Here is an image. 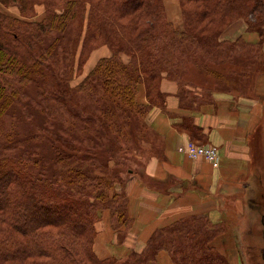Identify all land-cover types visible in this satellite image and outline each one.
Instances as JSON below:
<instances>
[{
	"label": "trees",
	"instance_id": "obj_1",
	"mask_svg": "<svg viewBox=\"0 0 264 264\" xmlns=\"http://www.w3.org/2000/svg\"><path fill=\"white\" fill-rule=\"evenodd\" d=\"M0 1L17 2L21 5L25 2L29 7L33 3V0ZM45 1L48 11L40 23L21 21L0 12V22L3 21L1 26L6 22L3 29L10 26L25 30L35 26L38 31L51 35L63 31L74 19L80 21L81 28L86 5L90 6L86 35L91 36L93 40L95 38L97 42L108 44L111 55L101 58L77 88L88 91L94 98L103 97L115 102L114 106L109 103L102 105L104 108L98 110L99 115H96L90 106L83 107V112L96 116L98 124L94 123L91 115H86L84 121L89 129L99 135L103 130L110 134V129L118 135L125 134L122 129L125 131L126 124L122 127L119 121V113L122 111H129L131 115L136 112L140 116H146L153 106L164 105L165 95L160 90V81L164 76L177 79L174 73L175 58L171 50L174 45L186 41L200 42L212 49L216 46L215 39H218L220 34L216 35L215 30L212 33H201L196 30L195 22L191 25L188 23L182 32L175 30L172 23L165 18L161 0ZM192 1L202 2L206 6L205 11L218 14L221 18L234 14H251L258 8L264 10V0ZM28 25L33 27H27ZM255 27L258 25H248L247 30H255ZM13 34L17 36L16 33ZM27 45L34 55L30 63L23 61L18 53L0 42V118L12 105L28 98L25 88L29 84L39 86L43 107L48 112L43 111L48 117L53 110L50 101L61 99L69 93L65 90V84L63 87L60 85L63 81H69V68L67 67L66 71L63 70L64 67L61 68L64 60L53 52L55 45L51 44L40 50L33 48L30 43ZM123 55L127 60H124ZM207 72L214 76L218 73L212 69H207ZM141 84L145 89L146 103L137 100ZM179 86L181 104L189 106L193 102H201L202 93H199L202 97L198 94L190 96L189 91L180 83ZM69 97L73 100L74 93L70 92ZM4 128L0 121V143ZM189 129L191 132L199 128L190 125ZM64 142L59 137L55 138V143L60 144L59 147L67 146V149H59L58 162L63 158L76 156L75 144ZM7 144V150L16 147V141L8 140ZM111 147L109 149L112 152ZM82 155L85 160L91 156ZM30 162L28 157H13L2 154L0 150V264L6 258L18 259V251L21 257L32 258L29 264H158L157 254L161 250L170 254L174 264H226L225 259L221 258L210 244L201 243L198 238L185 231L189 228L188 224L197 217L175 221L157 229L150 236L144 252L133 253L122 262L112 257L97 258L94 250L89 249L88 245L93 239L89 233L93 231V220L97 217L98 206L111 207L115 215L114 226L130 221V218H123L125 207L123 205L121 211V203H117L120 196L114 193L109 197L107 190L112 186L110 181L102 175L89 174L85 169L76 167L64 170L53 181H48L28 172ZM46 225H56L57 229H41ZM182 225H186L187 229H183ZM208 225L205 232L211 234L224 230L221 225ZM183 232L186 233L185 236ZM166 233L179 235L182 244H177L175 237L165 238ZM16 234L24 236L25 241L22 242ZM184 238L188 239L184 241ZM10 242L14 244L8 245ZM16 243H19V248Z\"/></svg>",
	"mask_w": 264,
	"mask_h": 264
},
{
	"label": "rangeland",
	"instance_id": "obj_2",
	"mask_svg": "<svg viewBox=\"0 0 264 264\" xmlns=\"http://www.w3.org/2000/svg\"><path fill=\"white\" fill-rule=\"evenodd\" d=\"M161 1L165 18L172 23L175 30L182 32L188 23L191 25L195 22L196 30L201 33H212L214 30L216 35L220 33L218 39H215L216 46L212 49H208L200 42L190 43L188 41L172 47L173 49L171 50L175 58L174 73L177 76V83L184 86L188 79L205 82L207 84L216 83L219 80L218 82L223 86L239 88L242 92L257 96L260 100L264 101V10L258 8V10L251 14H234L230 17L221 18L218 14L205 11L206 6L200 1ZM23 4L21 5L17 2L2 3L0 1V12H4L11 17L29 23L38 24L43 21L48 11L45 0H33L31 7H29L28 3L24 2ZM166 4H175V6H170V9L173 10L176 8L178 10L177 15L179 17L177 21L173 22L168 18L165 9ZM89 8L90 6L87 4L81 28L80 21L74 19L72 22H69L63 31H57V33L51 35L44 34L38 31V28L31 25L27 27H33V29L23 30L10 26L8 29H3L2 27L7 22L2 26L3 21L0 22V42L4 46L6 45L11 51L18 53L23 61L30 63L32 61L31 58H34L33 53L27 45L28 43L36 50L54 44L55 48L53 52L64 60L61 68L64 67L63 70L66 71L68 67V73L71 76L69 81L60 83L62 87L65 84V90L69 92L68 95H64L61 99L50 101V105L53 107V110L50 111L52 113L49 115L50 118L44 112L47 110L43 107L41 99L43 96L39 91V86L37 84L27 85L25 92L28 94V98L12 105L8 112L0 118L2 125L5 126L3 130L4 134L1 138L0 150L2 154L13 157H28L31 161L28 165V172L48 181H53L60 172L71 167L85 169L89 174L102 175L112 185L107 190L109 197L114 193L120 196L117 199L118 202H116L121 203V211H123L124 205L125 212L124 214L122 213L123 218L125 220L127 218L128 220L124 184L128 170L138 164L137 159L139 158L142 146L149 139L145 120L147 114L146 116H140L136 112L132 115L129 111L118 112L122 127L123 124H126L124 126L125 131L122 129V132H125V134L123 133L121 135L116 134L112 129H110V134L103 130L102 134L99 135L98 132L97 134L94 133L86 125L84 121L85 116H93V113L83 112V107L90 106L95 111V114L99 115L100 112L98 110L104 108L102 105L109 103L114 106L113 103H115L112 100L108 101L105 98L103 99V97L94 98L91 94L87 93L88 91L77 88L91 73L97 62L101 58H104L101 54L104 48L111 55V48L108 44L103 43V41L97 42L95 38L93 40L91 36L87 37L86 35ZM237 22L242 23L246 30L248 29V25H258V27H255V30H247L253 34L251 41L236 33L227 34L230 36H224L227 29ZM202 26L203 28L201 29ZM13 33H16L17 36H14ZM234 36L237 38L235 37L234 39ZM237 39L240 40L236 41ZM122 57L124 60H127L125 55ZM207 69L217 71L219 74L216 73L217 76L212 74V76L208 74ZM218 82L217 84L220 86ZM96 83L98 84L99 81H96ZM140 86L143 87L142 84ZM70 92L74 93L73 100L69 97ZM189 94L192 95L190 92ZM261 116L263 119L264 106ZM93 118L94 123L98 124L96 116H93ZM111 133L115 135L114 138ZM56 137H59L62 142L67 141L68 143L70 141L74 143L75 149H77L74 155L77 157L63 158L61 162H58L57 157L60 155L59 149H67V146L59 147L58 145L60 144L55 143ZM8 140L16 141V147L14 149H5L8 146ZM188 141L200 143L192 138L185 139L184 143L186 144ZM110 146H112V152L109 149ZM178 151L189 157L185 152L179 150V146ZM82 154L91 156H88V159L85 160ZM189 158L193 159L192 157ZM194 159L204 158L197 157ZM96 210L97 217L93 220V231L89 233L93 239H91L88 245L89 249L93 250L97 227L100 225L103 226L106 220H109L111 227L119 233V238L122 237V232L126 231L131 223L128 220L126 224L114 226L115 223L113 220H115V215H113L114 213L111 211L109 205L106 207L99 205ZM55 214L58 217V214ZM257 217L258 220L256 223L253 221L249 225L248 221L244 220L235 236H219V230L214 231L213 234L205 232L207 230L206 226H209L208 223L210 224V222L200 218L190 222L188 229L186 225H182V228L187 229L185 231H188L189 235H194L201 243L210 244L217 254L225 259L226 264H264L263 223L259 220V216ZM41 229L52 231L57 228L56 225H46L42 226ZM221 231L224 230L221 229ZM182 234L184 236L186 235L185 232ZM16 235L22 242L25 241L24 236L21 234ZM173 237L176 238L175 242L177 244H182V241H180L182 238L176 233L165 234V238ZM147 242L140 250H130L124 257H109L116 258L119 262H122L133 253L140 254L144 252ZM229 243L231 244L230 249ZM13 244V242L8 243V245ZM104 244L102 242L101 246ZM16 246L19 248V243H16ZM221 247L224 250H220ZM95 255L97 256L96 253ZM168 255L171 259V264H174L169 253ZM16 256H18V259L6 258L2 264H29L32 260V258H27L28 256L21 257L20 251L16 252ZM97 258L100 257L97 256Z\"/></svg>",
	"mask_w": 264,
	"mask_h": 264
},
{
	"label": "crops",
	"instance_id": "obj_3",
	"mask_svg": "<svg viewBox=\"0 0 264 264\" xmlns=\"http://www.w3.org/2000/svg\"><path fill=\"white\" fill-rule=\"evenodd\" d=\"M170 6L175 4H166V14L177 21L178 10ZM232 33L250 41L253 38L240 22L230 26L224 36ZM101 54L109 56L106 48ZM217 82L188 79L183 86L186 91L192 95L201 92L203 97L199 95L200 103L187 106L181 104L179 83L165 76L161 79L164 105L153 106L147 113L149 139L142 146L138 164L130 168L125 179L131 223L121 238L109 220L97 227L93 248L98 257H124L130 250L144 247L156 229L192 217L221 225L224 231L219 236H235L244 220L248 225L256 223L257 216L263 223L264 101ZM137 100L147 102L144 86H139ZM190 125L199 129L190 132ZM187 138L218 147L219 166L179 152L178 146ZM157 261L171 264L165 250L159 252Z\"/></svg>",
	"mask_w": 264,
	"mask_h": 264
},
{
	"label": "built area",
	"instance_id": "obj_4",
	"mask_svg": "<svg viewBox=\"0 0 264 264\" xmlns=\"http://www.w3.org/2000/svg\"><path fill=\"white\" fill-rule=\"evenodd\" d=\"M179 150L185 152L189 157H203L213 166L217 167L220 162V153L218 148L212 144H198L193 141H188L186 144L179 146Z\"/></svg>",
	"mask_w": 264,
	"mask_h": 264
}]
</instances>
